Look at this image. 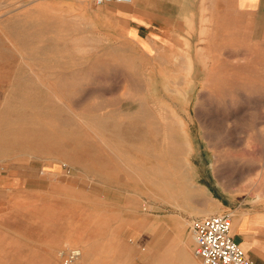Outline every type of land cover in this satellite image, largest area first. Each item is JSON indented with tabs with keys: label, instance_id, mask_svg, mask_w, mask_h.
I'll return each mask as SVG.
<instances>
[{
	"label": "rangeland",
	"instance_id": "obj_1",
	"mask_svg": "<svg viewBox=\"0 0 264 264\" xmlns=\"http://www.w3.org/2000/svg\"><path fill=\"white\" fill-rule=\"evenodd\" d=\"M0 176V264H199L264 218V0H0Z\"/></svg>",
	"mask_w": 264,
	"mask_h": 264
},
{
	"label": "built area",
	"instance_id": "obj_2",
	"mask_svg": "<svg viewBox=\"0 0 264 264\" xmlns=\"http://www.w3.org/2000/svg\"><path fill=\"white\" fill-rule=\"evenodd\" d=\"M97 6L131 5L132 0H95ZM233 219L230 214L209 216L193 221L191 238L193 254L200 264H253L231 235ZM79 253L71 250L69 260Z\"/></svg>",
	"mask_w": 264,
	"mask_h": 264
},
{
	"label": "crops",
	"instance_id": "obj_3",
	"mask_svg": "<svg viewBox=\"0 0 264 264\" xmlns=\"http://www.w3.org/2000/svg\"><path fill=\"white\" fill-rule=\"evenodd\" d=\"M18 186L20 180L15 176L13 178L0 176V192L4 194L8 191L14 192ZM240 225L239 231L231 232L234 242L241 247L253 264H264V218L256 216L249 224L242 220Z\"/></svg>",
	"mask_w": 264,
	"mask_h": 264
},
{
	"label": "bare ground",
	"instance_id": "obj_4",
	"mask_svg": "<svg viewBox=\"0 0 264 264\" xmlns=\"http://www.w3.org/2000/svg\"><path fill=\"white\" fill-rule=\"evenodd\" d=\"M138 44V43H137ZM146 44V43H145ZM144 44V45H145ZM135 45V44H134ZM147 45V44H146ZM137 46V45H136ZM151 46V45H150ZM191 53V52H190ZM189 53V54H190ZM191 55V54H190ZM186 70H187V72H190L191 71V62L188 60L187 61V66H186ZM192 78V77H191ZM239 84V83H238ZM243 86V85H242ZM223 95V94H222ZM178 114V113H177ZM157 115V114H156ZM104 116V115H103ZM55 118V117H54ZM76 120V119H75ZM80 120V119H79ZM82 121V120H81ZM115 126V125H114ZM108 127H110V126H108ZM134 128V127H133ZM37 129H39V128H37ZM34 130V132H35V129H33ZM118 131V130H117ZM41 132V131H40ZM23 133V132H22ZM46 135V134H45ZM50 135V134H49ZM51 136V135H50ZM53 136V135H52ZM35 137H37V135L35 136ZM56 138V137H55ZM54 138V139H55ZM35 139V138H34ZM40 139H42V138H40ZM53 139V138H52ZM43 140H45V139H43ZM24 141V140H23ZM22 141V142H23ZM135 141V140H134ZM39 142V141H38ZM54 142V141H53ZM21 143V142H20ZM36 143V142H35ZM51 144V143H50ZM61 144V143H60ZM35 145H37V144H35ZM59 145V144H58ZM80 145V144H79ZM190 145V144H189ZM190 147V146H189ZM192 162V161H191ZM188 163V162H187ZM188 165H189V163H188ZM241 214V213H240ZM239 215V214H238ZM239 218V217H238ZM238 221L239 220H235V222H234V224H232L233 225V229H231V232H234V228H235V226H236V224L238 223ZM238 226V225H237ZM151 227H153V226H151ZM236 230V229H235ZM156 249H157V247H155ZM155 250V249H154ZM76 252H78L79 254H80V252L79 251H76ZM154 254H155V252H154ZM156 256L157 255H155V257H154V260H155V258H156ZM152 258V257H151ZM154 260H152V261H154ZM151 261V262H152ZM151 262L149 263V264H151ZM162 263V262H161ZM147 264V263H146Z\"/></svg>",
	"mask_w": 264,
	"mask_h": 264
}]
</instances>
